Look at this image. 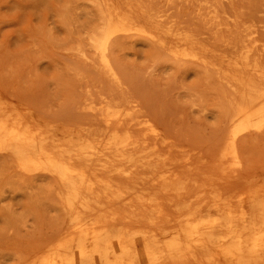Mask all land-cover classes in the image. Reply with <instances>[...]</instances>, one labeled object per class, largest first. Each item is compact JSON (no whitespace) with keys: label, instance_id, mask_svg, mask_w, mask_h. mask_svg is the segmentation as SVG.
<instances>
[{"label":"rangeland","instance_id":"1","mask_svg":"<svg viewBox=\"0 0 264 264\" xmlns=\"http://www.w3.org/2000/svg\"><path fill=\"white\" fill-rule=\"evenodd\" d=\"M136 1L163 15V29L193 36L204 62L176 56L175 42L161 47L137 36H117L109 48L113 77L92 44L104 25L99 0H0L1 105L25 123L51 129L60 140L87 133L96 137L110 107L129 112L127 119L135 122L147 114L163 145H173L171 161L189 162L178 169L189 184L194 180L196 187L242 196L249 184L263 187L264 130L239 137L242 165L217 159L233 111L226 77L242 74L244 47L264 44V0ZM260 49L251 51L248 63L264 70ZM135 129L134 136L143 137L145 132ZM234 168L235 180L229 177ZM25 174L0 154V264H42L55 255L60 237L72 233L73 220L53 180ZM124 221L134 230L147 226L143 220ZM137 262L146 264L141 257Z\"/></svg>","mask_w":264,"mask_h":264},{"label":"bare ground","instance_id":"2","mask_svg":"<svg viewBox=\"0 0 264 264\" xmlns=\"http://www.w3.org/2000/svg\"><path fill=\"white\" fill-rule=\"evenodd\" d=\"M98 11L104 25L92 44L113 77L109 53L117 36H137L161 47L175 42L180 46L172 50L176 56L202 59L193 36L163 29V15L136 0H99ZM259 48L263 51L264 44L244 47L242 74L226 77L233 111L219 164L232 160L234 167L242 165L239 137L264 130V70L248 63L251 51ZM110 109L96 137L87 133L60 140L51 129L23 122L0 103V154L26 174L51 178L73 220L72 233L60 237L55 255L42 264H138L139 257L146 264H172L175 259L182 264H264V186L252 189L249 184L242 196L234 190L196 187L194 180L189 184L178 170L189 162L183 160L180 166L171 161L173 145H163L147 114L135 122L127 119L129 112ZM135 128L145 132L143 137L134 136ZM234 172L229 177L235 180ZM190 186L197 191L191 192ZM126 218L147 226L128 228Z\"/></svg>","mask_w":264,"mask_h":264}]
</instances>
